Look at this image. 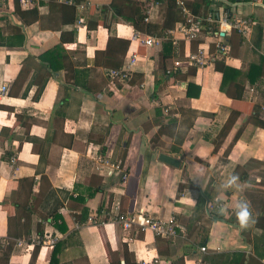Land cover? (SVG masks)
<instances>
[{
  "label": "crops",
  "instance_id": "0c3cea01",
  "mask_svg": "<svg viewBox=\"0 0 264 264\" xmlns=\"http://www.w3.org/2000/svg\"><path fill=\"white\" fill-rule=\"evenodd\" d=\"M112 1L94 0L100 7L78 11L85 21L73 25H63L51 0H39L34 23L24 22L15 0L0 3V85L10 87L0 102V264H204L202 245L263 264L264 127L252 116L264 119V34L256 44L264 0L225 2L258 26L250 40L223 26L229 50L219 52L209 34L171 52L167 42L138 46ZM144 1L150 22L160 24L163 7ZM111 36L129 39L123 63L138 53L129 80L111 78L113 67L104 64ZM199 43L211 44L208 63L167 72ZM227 66L230 84L222 86ZM162 152L180 166L162 162ZM230 175L242 190L220 189ZM218 197L228 208L224 218ZM239 200L251 205L246 229L232 211ZM117 201L125 211L175 217L186 231L158 239L112 220L86 222ZM45 233L57 238L53 246L31 242Z\"/></svg>",
  "mask_w": 264,
  "mask_h": 264
},
{
  "label": "built area",
  "instance_id": "2783aa9c",
  "mask_svg": "<svg viewBox=\"0 0 264 264\" xmlns=\"http://www.w3.org/2000/svg\"><path fill=\"white\" fill-rule=\"evenodd\" d=\"M10 0H0V3L4 4ZM59 3L73 4L78 7L80 13L89 11L90 7L99 8L100 4H96L94 0H57ZM214 11L208 12L206 15H197L192 13L184 3V0H177V3L184 14L183 20L176 23L173 28H170L163 35H152L143 30L134 27L131 34V42L136 43L138 46L144 47H161L164 42H170L173 46L179 47L181 42H193L201 38L202 34H209L211 38H215L212 42L215 46V51L229 50V46L225 44V32L223 26H226L230 30H236L245 40H250V36L253 32V28L257 24V21L252 16H242L234 14L227 10L225 6L218 7L217 2L219 0H209ZM19 3L25 9L39 7V0H19ZM226 4V3H225ZM150 3L144 4V22L149 23L151 21L152 7ZM150 7V8H149ZM79 22H84V15L79 17ZM210 43H199L195 49H189L185 54V59H176L173 61L172 66L167 70L170 74L177 69L183 67L196 66L200 67L205 65L211 59V47ZM138 53L132 54L126 62L119 68L109 69V75L114 79L129 80L132 77V73L137 64ZM10 93V87L7 83L0 85V102L4 98L8 97ZM11 161H15V156L11 157ZM127 175H123L125 180ZM109 220L115 221L120 224L125 230H135L138 233L152 232L155 236L174 238L181 232L186 231L184 224L179 222L175 217L164 219L160 216H155L147 213L145 210L139 211H125L121 209L120 201L115 202L111 209L107 211L102 208L98 210L93 216L87 218V223H94L96 225L105 224ZM82 224L76 222V227H80ZM31 239V238H30ZM57 241L55 236L50 233L45 235L35 236L31 239L32 243L41 244L43 246H53ZM18 245L25 244V239H18ZM202 252H208L206 245L200 246Z\"/></svg>",
  "mask_w": 264,
  "mask_h": 264
},
{
  "label": "trees",
  "instance_id": "16d2710c",
  "mask_svg": "<svg viewBox=\"0 0 264 264\" xmlns=\"http://www.w3.org/2000/svg\"><path fill=\"white\" fill-rule=\"evenodd\" d=\"M79 1V0H78ZM160 4L163 7V19L160 24L156 23H145L144 22V4L145 1L143 0H124L126 3H117L113 0L110 4L116 14L119 16L125 17L129 22H131L135 28L144 29L147 32L163 35L166 33L167 30L173 28L175 24L179 21L183 20L184 14L182 13L177 0H148ZM234 1V0H229ZM15 11L23 18L24 22L26 23H34L40 19V12L37 7H33L30 9H23L20 4L19 0H15ZM53 6H57L60 10V16H62L61 20L63 25H73L78 20V7L73 4H66V3H59L55 0H51ZM228 2L227 0H219L217 2V6L221 7L225 5V8L232 12L231 6L225 4ZM185 5L187 8L197 15H206L208 12L214 11L211 7V1L209 0H184ZM229 3V2H228ZM94 7V6H93ZM105 25L110 29L111 24L105 22ZM258 26L257 24L255 25ZM259 27V34L260 38L256 42V44L260 43L262 40V35L264 34V29L261 26ZM236 31V30H234ZM237 32V31H236ZM238 33V32H237ZM200 42L201 40H197ZM129 46V39L119 36H111L108 41L107 50L104 51L106 60L104 62L105 65L113 68L121 67L123 63V58L119 57L121 51H126ZM167 52L172 51V44L170 42L166 43ZM143 51V49H141ZM48 54H52L54 56V52L48 51ZM168 54V53H167ZM168 56L164 55L163 58L166 59ZM51 63V61H50ZM255 66V64L253 65ZM252 66V68H253ZM258 66H256L257 68ZM256 68H253L252 72H256ZM232 73V67L227 66L225 68L223 74V82L222 86L225 83H229V76ZM165 80H167L166 76L164 75ZM230 84V83H229ZM229 86V85H228ZM229 92V88L226 90ZM254 123L259 126L264 127V119L260 117L258 114H254L253 116ZM231 119V118H230ZM239 136L236 135V138ZM13 154H9L8 157L11 159ZM206 203V198L202 197L198 201V207L204 205ZM219 217H223L221 214H217ZM262 217V216H261ZM229 221L230 219L227 218ZM264 226V223L262 224ZM160 237L158 236V239ZM204 242H202L203 244ZM204 257L202 259V263L204 264H245L246 255L244 252L237 251V252H205ZM113 264V263H112ZM177 264V263H176ZM264 264V263H263Z\"/></svg>",
  "mask_w": 264,
  "mask_h": 264
},
{
  "label": "clouds",
  "instance_id": "9594fccd",
  "mask_svg": "<svg viewBox=\"0 0 264 264\" xmlns=\"http://www.w3.org/2000/svg\"><path fill=\"white\" fill-rule=\"evenodd\" d=\"M220 189L223 191L226 190H242V186L239 183L238 175H230L222 184L220 185ZM219 214L223 215L228 211V208L224 206V202L222 197L217 198V209ZM232 211L234 212L238 225L240 229H246L250 226L252 222V211L251 205L247 200H239L237 201Z\"/></svg>",
  "mask_w": 264,
  "mask_h": 264
},
{
  "label": "water",
  "instance_id": "95a60500",
  "mask_svg": "<svg viewBox=\"0 0 264 264\" xmlns=\"http://www.w3.org/2000/svg\"><path fill=\"white\" fill-rule=\"evenodd\" d=\"M159 159L162 161V162H165V163H168L172 166H176V167H179L180 166V160H178L177 158L167 154V153H160L159 155Z\"/></svg>",
  "mask_w": 264,
  "mask_h": 264
},
{
  "label": "rangeland",
  "instance_id": "374dc122",
  "mask_svg": "<svg viewBox=\"0 0 264 264\" xmlns=\"http://www.w3.org/2000/svg\"><path fill=\"white\" fill-rule=\"evenodd\" d=\"M155 15H158V12H156V14Z\"/></svg>",
  "mask_w": 264,
  "mask_h": 264
}]
</instances>
